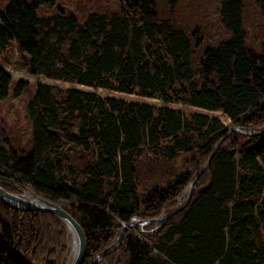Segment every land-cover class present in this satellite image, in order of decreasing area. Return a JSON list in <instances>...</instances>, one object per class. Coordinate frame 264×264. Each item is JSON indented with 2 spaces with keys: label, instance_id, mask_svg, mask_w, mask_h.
<instances>
[{
  "label": "trees",
  "instance_id": "trees-1",
  "mask_svg": "<svg viewBox=\"0 0 264 264\" xmlns=\"http://www.w3.org/2000/svg\"><path fill=\"white\" fill-rule=\"evenodd\" d=\"M53 2L0 7V53L13 41L52 82L27 102L26 150L0 127V187L71 215L89 264L131 219L171 212L231 126L251 129L261 133L222 141L181 211L156 231H126L97 264H264V0H119L82 21L38 16ZM11 81L0 67V99ZM27 87L16 81L13 97ZM183 155L191 168L177 167ZM62 225L0 200V264H62Z\"/></svg>",
  "mask_w": 264,
  "mask_h": 264
},
{
  "label": "rangeland",
  "instance_id": "rangeland-1",
  "mask_svg": "<svg viewBox=\"0 0 264 264\" xmlns=\"http://www.w3.org/2000/svg\"><path fill=\"white\" fill-rule=\"evenodd\" d=\"M8 1L9 0H0V7L4 6ZM26 1H29V0H26ZM119 9H120L119 0H54L52 5L41 6L37 10V14L38 16H48V15L62 13L64 15H73L79 21H82L83 18L88 13H91V12L109 14L112 12H118ZM258 26H260L259 23H258ZM255 36H256L255 33H250L248 37L249 41H251ZM27 59H28L27 55L18 52L13 41L10 42V45L6 52L0 53V67L8 73V75L10 76L12 80L10 89L8 91V95L4 99H0V127L4 128L10 142L15 147V149H23V150H26L28 148L29 136H30V124H29V121L26 115L27 102L30 99V97L33 95V92L35 90L37 83L52 84V82H50L49 80L40 78L32 74L29 71ZM18 80L25 81L28 84V87L20 96L13 97L12 86ZM62 86H65V85H62ZM98 94L102 97L110 96V93L108 92H98ZM125 98L128 100L140 101V102H145L149 104L159 105V102L154 101V100L141 99L138 97H131V96L125 97ZM173 108L177 109L181 107L173 106ZM211 116L218 117L220 120H222V122L226 126H228V120L225 117H222L218 114H215V115L212 114ZM236 128L238 129L240 127L231 126L225 135L226 136L225 139L232 133L238 134L243 137L248 136V135L235 131ZM241 129L243 130L242 131L243 133L244 132L248 133V129H244V128H241ZM191 161H192V158L188 155L180 156L178 160L176 161L177 167H180L181 165H186L185 168H191V165L189 164ZM202 167L199 168L198 174ZM189 186H190V183L184 188L183 192L178 196L176 200L177 205L175 208H177V206L179 205L182 206L184 204L186 197L188 195ZM25 192L27 191H20L16 195H19L22 198L27 200L24 194ZM139 196L140 195H138L137 197L139 198ZM166 214H161L158 218H154V219H159L160 217H163ZM154 219H149V220H154ZM149 220L131 219L130 222L127 224L129 227L127 231H133L134 229L138 228V231L142 232L143 227L146 225H150V224L154 226L152 231H156L160 223H147ZM138 221H140V223L135 225L136 222ZM143 222H146V223L143 224ZM62 224H63L62 225L63 229L66 230L65 245L67 246V249H68L67 253L65 254V259L62 264H70L73 258L71 255V248H70L72 244V237H71V234L68 232L69 230L66 224L64 222H62Z\"/></svg>",
  "mask_w": 264,
  "mask_h": 264
},
{
  "label": "water",
  "instance_id": "water-1",
  "mask_svg": "<svg viewBox=\"0 0 264 264\" xmlns=\"http://www.w3.org/2000/svg\"><path fill=\"white\" fill-rule=\"evenodd\" d=\"M241 128H236L235 131L248 135V136H256L259 133H255L253 131H251L250 129H248V133L247 132H242L243 130ZM231 131V130H230ZM264 131V130H262ZM226 136H224L215 146L212 155L210 156V158L208 159L207 163L201 168L199 174L197 175V177L190 183L189 186V191H188V195L186 197V200L184 202V204L182 206H177V208L175 210H173L172 212L164 215L163 217H160L159 219H154V220H149L147 223H162L167 221L168 219L172 218L175 214H177L179 211H181L189 202L190 197H191V192H192V188L194 186V183L196 181V179L200 176V174L206 169L207 165L209 164L211 157L213 156V154L215 153V151L218 149V147L220 146V144L222 143V141L225 139ZM25 196L29 195L31 196L34 200H29V199H24L19 195L16 194H11L9 192L4 191L1 187H0V200L16 209L19 210H23V211H36V212H45V213H50L54 216H56L57 218H59L62 222H64L68 228V232L71 234V237H75V239H77V249L76 252L72 258V261L70 264H82L85 258V253H86V239H85V235L84 232L82 230V228L80 227V225L74 220V218L69 215L65 210H63L59 205L53 203V202H49L47 200H44L34 194H32L31 192L27 191L24 193ZM138 223H140V221L136 222L135 225H137ZM146 222H143V224H145ZM128 225L125 224L122 226L121 231L119 233V236L117 237L116 241L111 244L109 247H107L104 251L100 252L98 255H96L94 258H92L91 262L89 264H96L102 257H104L105 255L109 254L110 252H112L120 243L124 233L127 231L128 229Z\"/></svg>",
  "mask_w": 264,
  "mask_h": 264
},
{
  "label": "bare ground",
  "instance_id": "bare-ground-1",
  "mask_svg": "<svg viewBox=\"0 0 264 264\" xmlns=\"http://www.w3.org/2000/svg\"><path fill=\"white\" fill-rule=\"evenodd\" d=\"M216 146V145H215ZM215 148V147H214ZM213 153V152H212ZM212 155V154H211ZM210 158V157H209ZM207 163V162H206ZM208 166V165H207ZM26 198L29 199V200H34L31 196L29 195H26ZM56 204V203H55ZM58 205V204H57ZM176 209V208H175ZM174 209V210H175ZM77 239H75V237H72V244H71V255L72 257L74 256L75 252H76V249H77ZM68 245V244H67ZM104 258V257H103ZM97 264V263H96Z\"/></svg>",
  "mask_w": 264,
  "mask_h": 264
}]
</instances>
